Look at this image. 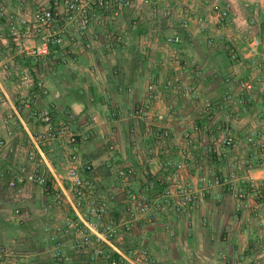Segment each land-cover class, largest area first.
<instances>
[{
	"label": "crops",
	"instance_id": "0c3cea01",
	"mask_svg": "<svg viewBox=\"0 0 264 264\" xmlns=\"http://www.w3.org/2000/svg\"><path fill=\"white\" fill-rule=\"evenodd\" d=\"M132 1V7L117 16L95 9L84 37L77 26L56 17L54 28L62 45H51L49 54L37 60L15 51L7 37L6 16L31 19L41 7L62 13L63 0H0V119L13 113L18 98L29 96V90L17 86L22 71L32 72L47 89L35 105L49 110L54 124L69 122L79 134L90 128V140L80 144L78 153L83 162L93 164L91 177L98 190L112 191L114 218L119 217L124 202L115 178V170L122 165L135 170L137 192L149 181L156 183L157 192L175 185L203 191L187 213L160 210L154 222L138 221L131 230H121L116 240L119 249H144L153 259L150 264H261L257 249L264 247V208L258 206L250 187L264 182L260 159L264 145V0ZM185 9L192 11V18L182 28ZM165 11L166 17L162 15ZM222 11L227 12L225 19L219 17ZM173 36L181 42L167 45L165 39ZM254 40L258 41L256 51L252 50ZM23 41L26 46L41 43L39 37ZM174 78L180 80L179 92L164 87ZM244 82L254 85V100L242 112L227 106L224 97L230 94L237 101L239 85ZM150 85L157 95L150 103V117L137 119L133 110L148 103ZM188 87L194 93L183 96ZM205 102L212 104L214 135H199L197 151L175 173L174 165L182 161V133L196 121ZM18 120L10 126L15 133L12 143L19 152L3 162L13 169L29 149L28 132L39 127L26 114H19ZM5 129L0 126V138L6 136ZM164 129L169 131L166 140L157 135ZM220 136L230 137L233 146L228 150L217 146L213 138ZM66 160L64 145L56 142L47 161L50 175L59 181L65 176ZM235 161L245 195L241 203L224 185L204 190L200 177L226 178ZM6 181L0 174V207L12 198L17 204L24 203L25 189L35 187L26 185L16 196L6 189ZM39 189L44 200L53 204L45 189ZM52 224L43 228L42 247L26 248V237H20V246L12 250L16 235L0 246L11 252L9 263L52 264L46 242V229ZM10 225L17 224L7 217L6 226ZM81 259L73 256L67 264H89Z\"/></svg>",
	"mask_w": 264,
	"mask_h": 264
},
{
	"label": "built area",
	"instance_id": "2783aa9c",
	"mask_svg": "<svg viewBox=\"0 0 264 264\" xmlns=\"http://www.w3.org/2000/svg\"><path fill=\"white\" fill-rule=\"evenodd\" d=\"M64 11L55 13L50 8L41 7L31 19L8 14L6 16L7 37L12 41L14 49L18 54H24L34 59L41 60L49 54V47L55 45L60 47L62 39L54 28L56 17L67 24L75 25L80 36L86 34L92 13L99 9L103 13H111L117 16L120 11L129 9L133 5L132 0H63ZM2 10L0 9V12ZM164 17L168 16L165 11ZM227 16L226 11L219 15L221 19ZM192 18V11L185 9L180 18L182 28H187ZM135 22L133 26H135ZM1 32V30H0ZM2 33H0L1 36ZM41 39L39 46H26L23 38L27 41L36 38ZM167 45L179 44V36L165 39ZM258 41H252V50L256 51ZM10 56L6 59L9 61ZM235 59V55H232ZM199 76L200 72L195 71ZM231 82V79H226ZM164 87L169 91H180V80L174 78L165 82ZM18 90H29L28 97L17 99L18 105L13 108L5 118L0 119V126L6 127V136L0 138V174L7 177L6 189L16 196L26 185L45 189L51 196L57 207L65 206L69 216L58 217L53 221L51 228H47V245L51 257L56 264L69 262L73 256H82L89 264H150L152 257L144 249L121 250L116 245L118 234L121 230L129 231L138 221L152 223L155 221L160 210L170 209L178 214L190 211L198 199L203 196V191H195L181 185L166 188L163 191H156V183L149 181L142 191L134 190L135 170L130 166L122 165L115 170V178L118 182L117 191L123 196L124 202L122 211L116 219L112 216L110 199L112 191H100L91 174L94 166L90 162H83L78 148L80 144L90 140V128L85 129L86 133H77L69 122L54 124L53 117L49 110L38 108L35 100L40 95H45L47 89L44 81L29 71H22L18 79ZM240 95L234 101L232 95L226 94L224 103L230 107H238L244 111L246 104L254 100V85L251 82H244L239 85ZM148 103L141 104L133 110L137 119L147 120L150 117V103L156 100L154 85L148 86ZM194 93L193 88L188 87L183 93L187 96ZM19 114H26L29 119L38 123L39 127L28 132L29 149L26 151L24 161L16 169L4 165L7 157L19 152L17 146L12 143L15 137L14 130L10 126L12 120L19 119ZM212 104L205 102L203 109L190 129L183 131V147L181 149L182 161L174 165L175 173L184 167L185 161L190 159L192 152H196L198 137L201 134L214 135L212 124ZM19 121V120H18ZM22 122V120L20 119ZM23 123V122H22ZM160 139H168L169 131L164 129L157 133ZM217 146L230 149L233 146L232 139L228 136L213 138ZM58 142L64 145L66 152L65 176L61 181L54 175H50L47 155L53 145ZM152 153V149H148ZM260 159L264 166V145L260 147ZM238 161L232 164V169L226 178L216 176L200 177L199 182L205 186L224 185L233 197L241 203L244 192L239 186L237 175ZM251 190L258 206L264 208V182L251 185ZM154 193L153 198L150 194ZM11 221L21 224L25 221L21 210L14 209L10 212ZM258 257L264 264V247L257 249ZM11 252L0 247V260L3 264L9 263Z\"/></svg>",
	"mask_w": 264,
	"mask_h": 264
},
{
	"label": "rangeland",
	"instance_id": "374dc122",
	"mask_svg": "<svg viewBox=\"0 0 264 264\" xmlns=\"http://www.w3.org/2000/svg\"><path fill=\"white\" fill-rule=\"evenodd\" d=\"M25 190L26 198H24L26 201L24 203L17 204L18 202L15 198H12V200L0 207V246L7 244L10 240L9 238L16 235L14 237L15 239L13 238V246H10L12 250H16L20 246L18 244L21 243L18 241L21 239L20 237H26V248H30L31 246L42 247L45 239L43 232L44 226L52 223V221H54L52 219L57 216L61 218L69 216V212L65 206L58 208L55 203L46 202L44 200V195L41 193V189L37 187H28V189L26 188ZM15 208L21 209L25 222L14 226H6V218L9 217V212ZM56 208H58L60 212ZM22 233L23 236H20ZM42 259L44 262L45 258L42 257Z\"/></svg>",
	"mask_w": 264,
	"mask_h": 264
},
{
	"label": "trees",
	"instance_id": "16d2710c",
	"mask_svg": "<svg viewBox=\"0 0 264 264\" xmlns=\"http://www.w3.org/2000/svg\"><path fill=\"white\" fill-rule=\"evenodd\" d=\"M80 257H82V256H80ZM50 262L52 263V264H56V260L54 259V258H52V257H50ZM68 263V262H67ZM67 263H64V264H67ZM50 264V263H49Z\"/></svg>",
	"mask_w": 264,
	"mask_h": 264
}]
</instances>
